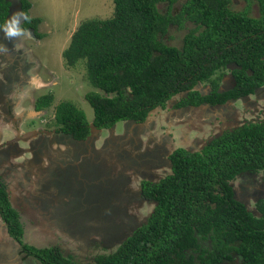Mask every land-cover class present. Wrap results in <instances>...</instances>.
I'll use <instances>...</instances> for the list:
<instances>
[{"label": "trees", "instance_id": "16d2710c", "mask_svg": "<svg viewBox=\"0 0 264 264\" xmlns=\"http://www.w3.org/2000/svg\"><path fill=\"white\" fill-rule=\"evenodd\" d=\"M179 1L114 0L113 16L86 20L72 35L62 56L69 67L84 62L89 82L102 92L86 95L96 127L144 122L186 91L179 106L222 104L264 85V0H246L243 11H234L232 0H185L177 7ZM253 3L256 16L250 15ZM10 6V0H0V28ZM20 7L29 17L30 0H20ZM40 21L27 19L26 27L35 31ZM172 26L186 31L181 46L164 41ZM226 68L234 88L222 92L214 83L209 96L194 90ZM48 95L37 109L52 104ZM55 119L78 139L90 134L85 112L71 102L56 107ZM170 160L169 175L143 182L142 197L156 203L147 222L115 252L89 264H264V201L258 203L261 215H254L231 185L243 173L264 171V121L226 130L200 152L177 149ZM0 215L26 257L40 264H83L57 246L25 243L20 215L1 184Z\"/></svg>", "mask_w": 264, "mask_h": 264}, {"label": "rangeland", "instance_id": "374dc122", "mask_svg": "<svg viewBox=\"0 0 264 264\" xmlns=\"http://www.w3.org/2000/svg\"><path fill=\"white\" fill-rule=\"evenodd\" d=\"M184 1L180 0L176 6L180 7ZM232 1L234 11H243L248 4L246 0ZM30 2L32 8L29 11V22L31 19H41L37 29L32 31L33 34L29 33L25 22L18 35L22 43L16 44L14 40L12 43L4 44L10 45L14 53L11 58L16 57V46L24 45L31 49L27 59L28 65L29 62L37 60L39 62L37 72H33L34 69L33 71L27 68L24 70L25 67L22 69L21 74L26 75L27 80H23L18 73V83L23 81L24 85L30 77V72L43 80L39 81L34 77L33 81L38 86L33 91L29 89L25 92L34 97L50 93L58 98H54L45 112L26 110L30 108L31 101L38 98H24L21 109L28 112L29 117H35L34 122L41 121L42 125L45 124L47 128H50L55 123L56 107L62 102H71L85 112L88 121L92 124L94 110L87 101L86 95L95 91L102 92L96 90L89 82L84 62L69 67L62 53L70 45L72 35L81 23L89 19H107L113 16L114 0H30ZM254 3L250 10L251 16H256L258 13ZM160 9L166 11V5H160ZM185 33V30L172 26L164 36V41L170 45L181 46ZM18 64L19 62L15 66L8 65L7 68L10 67L14 73ZM219 74L221 71H217L212 78L220 81ZM14 84L13 82L11 93L19 94L20 85ZM47 84L49 88L44 87ZM8 92L6 94L11 95ZM183 96L184 94H180L172 98L169 105H174ZM249 98L252 102L259 103V105L254 103L244 108V112L251 113L242 112V106H238L240 109L235 118L233 119V116L230 120L223 118L222 123L217 121L216 115L213 116L210 109L205 110L203 107L193 111L171 110L169 107L166 111L154 110L146 121V123L152 121L149 126L152 131L149 136L151 155L146 153L145 146H138L133 138L134 133H131L128 128L121 135H114L111 130L103 133V137L107 135V141L102 144L106 152L96 149V144H101V139L91 141L89 138L87 141L79 142L80 148L77 146L68 149L64 145L67 143V140H64L66 137L60 135L61 145H57L59 142L56 136L46 138L45 143L39 141V145L32 143L34 147L28 146L29 144L21 145V148L27 149L20 154L22 161L17 154L12 153L5 157L0 153V183L7 187L10 203L20 215L24 228V241L38 248L58 246L65 256H70L83 264L91 263L101 254L115 252L126 238L147 222L154 211L156 203L142 200L138 192L141 179H148L144 176L145 172L152 167L154 173L159 171L164 174L157 176L158 181L169 173L163 165L166 164L167 156L173 147L178 146L182 139L187 138L190 144L196 145L199 150L219 135L223 128L235 127L245 118L253 120L257 117L255 108L264 106V92ZM19 100V98H7V111L11 105L12 111H17L20 105ZM231 110L232 107H229V110L225 111L228 113ZM166 113L173 116L168 123L164 121ZM261 116L264 117V113L258 115V118ZM232 120L234 123H229L233 122ZM205 121L212 122L216 130L213 132L211 126H208L209 124ZM129 125L134 123H127V126ZM28 127L30 125L23 126L24 129ZM122 127L119 126V130H122ZM191 133L199 134L201 137L197 139L196 135L193 137ZM14 134L13 124L7 127L6 131L0 127V143H4ZM90 142L93 144L92 151H88ZM155 147L164 149L154 152ZM101 155L106 157L107 161H104ZM53 177L56 178L55 182ZM67 179L71 180L70 186L65 187L64 181ZM257 179L262 180V177L259 176ZM243 180V178H237L235 186L239 190H242L244 186L246 192L251 193L253 188ZM255 184L257 185V182ZM257 187L260 189V184ZM105 188H113L114 192L105 195L102 192ZM7 234V226L0 216V251L3 250L0 256L4 258L2 260L0 257V264H13L17 259L15 257L13 259V255L15 251L20 250ZM20 258L18 257L16 264H40L33 257H25L23 262Z\"/></svg>", "mask_w": 264, "mask_h": 264}, {"label": "flooded vegetation", "instance_id": "af4514ba", "mask_svg": "<svg viewBox=\"0 0 264 264\" xmlns=\"http://www.w3.org/2000/svg\"><path fill=\"white\" fill-rule=\"evenodd\" d=\"M10 2H11L10 13H9V16L7 17L6 22L10 21L14 14H17V13H19V12L22 11V9L20 7V0H10ZM25 21L26 20L23 19V18L20 19V24H19V27L20 28L23 27V25L25 24ZM6 22H5V24H6ZM32 31L33 30L31 28H29V33L31 32L33 34ZM4 36H6V35L4 34V31L2 30L0 32V40L3 41V42H5V44L6 43H8V44L9 43H12L14 40H15V43L16 44H19L20 43V39L21 38L19 36H13V37H8V38H6ZM1 47L3 49L2 51L4 52V54L1 55V53H0V59L5 60V61H9V58H11V55L14 54L12 52V50L10 49V45H8V46L6 45V46L3 47L2 44H1ZM8 50H9V52H8ZM16 55L17 56L15 57V62H13L14 65H16V63L19 62V63H22L23 65H25L24 66L25 69L27 68V69L30 70L31 64H29V65L27 64L28 63V61L26 60L27 55L24 53V51H22V50L17 51ZM13 63L12 64H9V65L12 66ZM4 68H5V66H3V64L0 62V72H2L3 75L6 74V72H5L6 70H4ZM7 70H9V69H7ZM219 75H220L219 76L220 77V81H217V79H215V78H211V81H209V82L198 83V85H196V87L194 88V90L195 91H199L200 93H202L205 96H209V95L213 94V92H214L213 91L214 90V86H215L214 83L217 84L218 90H220V88H222L223 91H226V90L228 91V90H230V89H232V88L235 87V82H234V77H233L232 70L226 68V69L222 70L221 71V74H219ZM18 78H19V75L16 72L15 73V79L18 80ZM25 79L27 80V77ZM32 79H33L32 77H31V79L28 78V81L25 82V85L23 86V87H25V88H23L24 91L29 90V89H30L29 91L35 90L36 86L35 87H32V84H31ZM2 83L4 85L3 80H1V78H0V84H2ZM5 83H7L6 84L7 87H2L3 93L0 94V127H3L5 129V131H6V128L9 127V126H11V124H13V129L15 130L14 136H12L10 139L6 140L4 143H0V151H1L0 153H2L5 157L7 155L9 156L10 154L13 153L14 155L17 154V157H20V159L22 161L23 158L21 157L20 154L22 152H25L27 149L26 148H21V145H23V144H29L28 146H31L32 143H34L36 145H39L40 144L39 141H44L43 143H45V139L46 138H51V137H55V136L58 137L56 139L59 142L57 145H61L62 144V141H61L62 138L60 137V135H64L66 137L64 140H67V143H65L64 145L67 146L65 148H68V149L71 148V147H77V146L79 147V144L81 142L87 141L89 139L90 134H91V123L90 122H89L90 134L86 138L78 139L73 134L63 131L62 130V127L59 126V124H57L56 119H55V123H54V126L55 127L53 126V127H50V128H47L45 126V124L42 125V122L41 121L34 122L33 119L35 117H29L28 116V112H26L25 110H22L21 109V107H20L21 106V100H19L20 101L19 102L20 103L19 107L15 106V108L17 107V111L16 110L15 111H12V105H11V108L7 111V108H6L8 106V104L6 102L7 101V98H11V99L12 98H19L18 97L19 94H14L13 95L11 93V89L13 88L12 87V83L13 82H11V83L10 82H5ZM44 87L49 88L50 86L47 84ZM20 89H22V87ZM7 91H9L8 93H10L11 95H7L6 94ZM128 92H130L129 89H128ZM259 92H264V85L260 89H258L256 91V93H254V94H250L248 96L239 97L237 99H229L228 101H226L225 103H222V104H214V105H212V104H210L208 102H205V103H203L201 105H198V106H192V105L179 106V104L183 100V98H186L188 96V94H189V91H186V92L182 93V94H184L183 98L180 99L178 102H176L174 105L172 104L173 106L172 105L171 106L169 105L170 101L172 100V98H174V97H176V96H178L180 94L172 97L169 101H167L166 106L164 108L159 107L157 109L159 111H166V109L169 107L171 110L172 109H185V110L188 109L189 111H193V110H195L197 108L203 107L205 110L210 109L213 112L212 115L213 116L216 115L217 121H219L220 123H222L224 119L229 118V120H230V119H232V116H233V119L235 118L234 116H236L238 114V110L240 109V108H238V106L239 107L242 106L241 110L243 109L242 112H244V108L250 107V104L251 105H254V103H255V105H259L258 101L252 102L251 98H249L252 95H257ZM48 94H50V93H48ZM48 94H43L42 96H38L37 95L35 97L34 96L27 95L24 98H38V99L37 100L34 99L33 101H31L30 108H28V109L24 108V109H26V110H33L34 112H45L46 109H41V110L37 109V102H38V100L40 98H46V97H48L49 96ZM51 97L52 98H58V97H56L53 94H52ZM229 107H232V110L227 113V111H225V110H229ZM233 110H235V111H233ZM255 110H257V112H255ZM255 110H252V111L255 112V115H257V117L253 118V120L247 119V118L242 119L241 122H239L240 123L239 125H237L235 127H232V128H229V129L223 128V131L222 132H224L226 130L235 129V128H237L239 126H242V125H244L246 123L263 122L264 121V117L261 116V118H258V115H261V114L264 113V106L262 105L261 107H256ZM152 112L153 111H151L149 113V115L147 116V118H146V120L144 122H141L140 123V122H136V121H133V120L132 121L131 120H127V121L119 122L121 124L117 123V124H115V126L116 125H123V127H122L123 131H124V129H127V128L128 129H131L133 125L127 126V123H134V125H136V126H138L140 124H144V123H146L147 119L150 118ZM246 112H249V111H245L244 113H246ZM22 113H23V115H22ZM249 113H251V112H249ZM241 114H243V113H241ZM166 115H167V113L165 114V116ZM166 118L164 119V121L166 123H168L169 121ZM11 119H13L14 121L11 122L10 121ZM150 122H152V121H150ZM229 123H234V121L233 122H229ZM206 124H209L208 126H211V128L213 129V132L216 130L215 129L216 126L215 125H212V122H210V123L209 122H206ZM25 125L26 126L27 125H30V127H28V129H24L23 126H25ZM97 129L100 132L98 131V132L95 133V135H96L95 136V140L96 139H101V145H102L104 143V141H107L106 140L107 139L106 138L107 135L105 137H103L102 134L105 132V130H109V129L108 128L107 129L106 128H98V127H97ZM150 130H151V128H149V129L144 128V130L140 132L139 130L137 131V128L136 127H135V131L133 129V132L134 133L137 131L136 134H134L136 136V140H135L136 143L138 144V146L139 145L145 146L144 147V150H146V153H148L149 155H151V152L149 150V148H151V146H150L151 139H150L149 136L151 135V132H152ZM9 131H11V129ZM123 131L121 130L120 132L122 133ZM201 131H203V129H201ZM30 132L37 133V137H35L33 139H29L27 141L22 140L23 135L28 134ZM221 133H219V135ZM119 135H121V134H119ZM191 135L193 137L196 135L195 138L197 137V139H199L198 137H201V136H199V134H193V133H191ZM17 138L19 140H16L14 143H9L8 144V142H11L12 140H15ZM133 138H134V136H133ZM32 141H35V142H32ZM190 143L191 142H189L187 140V138H186V140L182 139V141L179 143L178 146L173 147V149L171 150V152L167 156V162H166V164L163 165V167L166 168V169H168V171H169V173L167 175H169L171 173V166H172V164H171L170 157L175 152V150H177V149H185V150H187L189 152H200L202 150V148L199 149V150H197L196 145L190 144ZM68 144H70V145H68ZM57 145H56V147H57ZM87 145H88V143H87ZM90 145L92 146L93 144L90 142ZM32 146L34 147V145H32ZM96 146H99V144L97 143ZM160 149H164V148H162V147H155L154 148V152L160 151ZM88 151H89V148H88ZM58 159H60L59 156H58ZM105 161H107V160H105ZM162 163H164V162H162ZM165 166H167V167H165ZM163 167H160V168H163ZM163 175L164 174L160 173L159 171L158 172L155 171V173H154L152 171V167L150 168V170H148L147 172H145V175L144 176L145 177H148V179H146V178L141 179V181L139 182V186H138L139 187V191L138 192L141 194V197H142V192H143V190H142V188H143V182L144 181H147V182H151V183H157V182H159L161 180V179H159L157 181V178H158L157 176H163ZM243 175H245V177H243ZM166 176H164V177H166ZM259 176L262 177V180H258L257 179V178H259ZM55 177H53V182H55V180H56ZM237 178H243L244 179L243 180L244 182L250 184L251 185V188H253L252 192L251 193L248 192V191L246 192V189L244 188V186H242V190H239L235 186V184H234L235 182H237ZM70 181L71 180H68V179L64 181L65 187L70 186ZM255 182H257V185L255 184ZM259 184H260V187L261 188L260 189H257L258 188L257 186ZM231 185H232V187L234 189L235 197L238 200L244 202L245 205L247 206L248 210L250 212H252L254 215H261L260 212H259V209H258V203H259L260 200L261 201H264V171H260V172H257V173H249V172L243 173V174L237 176L236 179L231 182ZM246 186H248V185H246ZM3 187L5 188L6 192L8 193L7 187H5V186H3ZM102 192H103V194L106 195V194L113 193L114 190H113V188H110V189L109 188H105V189L102 190ZM8 196H9V193H8ZM81 198H83V197L81 196ZM141 199L144 200V201H149V200L144 199L143 197ZM2 220H3V218H2ZM7 231H8V227H7ZM8 236L10 237V239H13L14 242L19 246L18 248H20V250L18 251V255L17 256L19 258L21 257L20 260H22V262H23L26 259L25 258L26 255L22 252L21 246L17 243V241L13 237H11L10 235H8ZM206 244H207L206 242H204V241L202 242V246H206ZM2 251H0V252H2ZM2 255L3 256H6L4 253H2ZM1 259L4 260V258H2V257H1ZM17 261H18V258L15 260V262H17ZM15 262H13V263H15Z\"/></svg>", "mask_w": 264, "mask_h": 264}, {"label": "crops", "instance_id": "0c3cea01", "mask_svg": "<svg viewBox=\"0 0 264 264\" xmlns=\"http://www.w3.org/2000/svg\"><path fill=\"white\" fill-rule=\"evenodd\" d=\"M31 10V9H30ZM30 13V12H29ZM30 15V14H29ZM3 30V28H0V32ZM4 37H6V38H8L7 36H4ZM5 38V39H6ZM71 41V40H70ZM5 42H3V41H1L0 40V53H1V55H3L4 54V52L2 51L3 49H2V47H1V44H2V46L4 47L5 46V44H4ZM20 43H22L21 42V39H20ZM20 43H19V45H20ZM68 48V47H67ZM16 51H20V50H22V51H24V53L27 55V57H26V60L28 59V56H30V54H31V49L29 50L28 48H26L24 45L23 46H21V47H17L16 46ZM11 51V50H10ZM8 52H9V50H8ZM11 53V52H10ZM17 56V55H16ZM64 59V58H63ZM0 62L3 64V66H5V68H4V70H6L5 72H6V74L5 75H3V73L2 72H0V78H1V80H3V82H4V85H3V83L2 84H0V94L1 93H3V90H2V87H7V83H5V82H14L15 83V85H20V87H22V89H20V91H19V98H20V100H21V104L23 103V100H24V97H26L27 95H28V92H25L24 90H23V86H24V83H23V81H21L20 83H18V80L17 79H15V73L17 72V73H20L21 74V72H22V69H23V67L25 66V65H23L22 63H19L18 65V68H16V70L14 71V73L10 70V67L9 68H7L8 67V65L9 64H12L13 62H15V57L14 58H9V61H5V60H2V59H0ZM6 62V63H5ZM30 64H31V66H30V69L33 71V69H34V71L33 72H37V70H38V60L37 61H34V62H29ZM28 64V63H27ZM12 66H15L14 65V63H13V65ZM7 69H9V70H7ZM24 70H26V69H24ZM21 76H22V79L23 80H26L25 78H26V75H23V73L21 74ZM29 76L30 77H32L33 79H34V77H36L37 79H39V81L41 80V81H43L42 80V78L40 77V76H38V75H36L35 76V74H32L31 72H30V74H29ZM29 77V78H30ZM8 78V79H7ZM33 79H32V82H31V84H32V86H38V84L36 83V82H34L33 81ZM12 80V81H11ZM41 83H44V82H41ZM20 102V101H19ZM166 119L167 120H169V119H171L173 116H171V115H166ZM151 123L152 122H147V123H144V124H140V125H138V126H136V125H133L132 126V128L130 129V131L132 132V133H134L133 132V129H134V131H135V127L137 128V131L139 130L140 132L141 131H143L144 130V128H147V129H149L148 127L151 125ZM119 124H121V123H119ZM119 126H123V125H116V127H115V129L113 130L114 131V134L115 135H119V134H123V133H125V131H126V129H124V131H123V129H122V133L120 132L121 130H119ZM110 130V129H109ZM109 130H105V132H107V131H109ZM136 131V132H137ZM136 132L134 133V134H136ZM108 133V132H107ZM103 135V134H102ZM134 136V135H133ZM134 139L136 140V136L134 137ZM96 149L97 150H101L102 149V145L101 144H99V146H96ZM89 151H92V146L91 145H89ZM102 157H103V159H104V161L105 160H107V158L106 157H104L103 155H101ZM102 162H103V160H102ZM19 249V248H18ZM16 253L13 255V259H15V258H18V250L17 251H15ZM15 257V258H14ZM21 262H22V260H20ZM15 263H17V262H15ZM15 263H13V264H15Z\"/></svg>", "mask_w": 264, "mask_h": 264}, {"label": "clouds", "instance_id": "9594fccd", "mask_svg": "<svg viewBox=\"0 0 264 264\" xmlns=\"http://www.w3.org/2000/svg\"><path fill=\"white\" fill-rule=\"evenodd\" d=\"M23 18L25 20L29 19L26 13L19 12L17 14H14L10 21L6 22V24L3 26L4 34L7 37H13L20 35L21 29L19 27L20 19Z\"/></svg>", "mask_w": 264, "mask_h": 264}, {"label": "water", "instance_id": "95a60500", "mask_svg": "<svg viewBox=\"0 0 264 264\" xmlns=\"http://www.w3.org/2000/svg\"><path fill=\"white\" fill-rule=\"evenodd\" d=\"M219 91H223L222 90V88H220V90ZM115 127L116 126H114L113 128H111L110 130L112 131V133L114 134V129H115ZM110 130H109V132H110ZM99 130L97 129V127H95V125L92 123L91 124V134H90V140H93V139H95V133L96 132H98ZM100 132V131H99ZM115 135V134H114ZM35 137H37V133H35V132H30V133H28V134H25V135H23V138H22V140H25V141H27V140H29V139H33V138H35ZM16 140H19L18 138L17 139H15V140H12L11 142H8V144L9 143H14ZM105 147V146H104ZM103 147V148H104ZM103 148L101 149V150H97V151H102V152H106L105 150H103Z\"/></svg>", "mask_w": 264, "mask_h": 264}, {"label": "bare ground", "instance_id": "6f19581e", "mask_svg": "<svg viewBox=\"0 0 264 264\" xmlns=\"http://www.w3.org/2000/svg\"><path fill=\"white\" fill-rule=\"evenodd\" d=\"M32 87H35V86H32Z\"/></svg>", "mask_w": 264, "mask_h": 264}]
</instances>
